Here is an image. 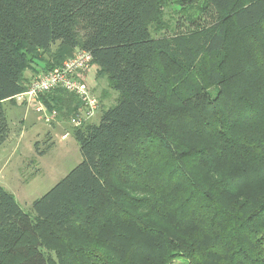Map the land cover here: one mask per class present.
I'll use <instances>...</instances> for the list:
<instances>
[{"label": "trees", "instance_id": "1", "mask_svg": "<svg viewBox=\"0 0 264 264\" xmlns=\"http://www.w3.org/2000/svg\"><path fill=\"white\" fill-rule=\"evenodd\" d=\"M158 1L0 0V146L38 59L84 50L100 101L116 93L71 125L81 160L33 216L0 185V264H264V0H206L211 21L172 38L149 28ZM39 101L67 121L81 105Z\"/></svg>", "mask_w": 264, "mask_h": 264}, {"label": "rangeland", "instance_id": "2", "mask_svg": "<svg viewBox=\"0 0 264 264\" xmlns=\"http://www.w3.org/2000/svg\"><path fill=\"white\" fill-rule=\"evenodd\" d=\"M212 15L206 0H159L149 28L156 38H172L188 34L197 25L207 24ZM56 48L57 45H54L51 50L55 52ZM51 56L46 54V60ZM93 70L94 66H91L87 76L89 80L84 82L99 101L98 109L90 118V121L97 122L100 104H111L116 93L109 91L107 97L100 101L105 79L98 77L94 81ZM42 72L44 73L43 70ZM89 81H92V86ZM210 92L214 93L215 90L210 89ZM38 103L27 105V116H24L23 109L12 106L9 102L3 103L11 135L9 141L0 146V185L12 193L20 207L31 216L34 215L31 202L48 191L81 160L78 144L71 133L73 123L70 120L73 115L67 121L57 118V111L51 112L43 107L38 112L35 110ZM21 117L24 120L18 122ZM65 133H68L67 137L61 139ZM35 142L38 149L34 147ZM41 150L44 153L40 155L38 152ZM40 235H45L42 229ZM174 264L188 262L182 259L176 260Z\"/></svg>", "mask_w": 264, "mask_h": 264}, {"label": "built area", "instance_id": "3", "mask_svg": "<svg viewBox=\"0 0 264 264\" xmlns=\"http://www.w3.org/2000/svg\"><path fill=\"white\" fill-rule=\"evenodd\" d=\"M91 65V55L84 50L77 49L61 65L47 72L33 75L27 83L26 89L14 95L12 99L26 106L39 102L35 110L41 112L43 105L39 101L40 94L56 88L65 89L77 95L81 100V105L70 120L73 126H78L83 121L92 118L99 106L98 99L84 82V73ZM67 134H63L61 139H65Z\"/></svg>", "mask_w": 264, "mask_h": 264}, {"label": "crops", "instance_id": "4", "mask_svg": "<svg viewBox=\"0 0 264 264\" xmlns=\"http://www.w3.org/2000/svg\"><path fill=\"white\" fill-rule=\"evenodd\" d=\"M91 66H94V70H93V80L95 79L96 80V78H98V76H97V70H98V67H97V65L96 64H92ZM43 68H44V62H43V60H40V59H38V60H36L34 63H32L31 64V66H30V68H28V69H26L25 71H24V73H23V78H24V80L26 81V82H29V80H30V78L33 76V75H35V74H39V73H43L42 72V70H43ZM91 68V67H90ZM44 71V70H43ZM88 71H89V69L84 73V80H89L88 78H87V76H88ZM94 80V81H95ZM90 82V81H89ZM90 85L92 86V81L90 82ZM107 86H106V80H105V87H103V89H105ZM113 96H114V94H112ZM4 102H9L10 103V105H12V106H17V107H19L20 109H23L24 110V116H27V112H28V109H27V107L28 106H26V105H24V104H21V103H18V102H16V101H14L13 99H12V102H11V100L9 101V100H6V101H4ZM3 102V103H4ZM19 121L18 122H21V121H23L24 120V117H21V119H18ZM11 127V126H10ZM10 135H11V128H10V134H9V138H8V140L7 141H9V139H10ZM6 143V142H5ZM4 143V144H5Z\"/></svg>", "mask_w": 264, "mask_h": 264}]
</instances>
